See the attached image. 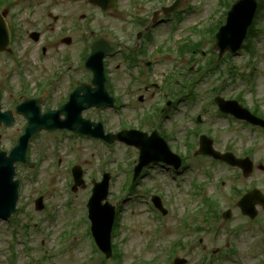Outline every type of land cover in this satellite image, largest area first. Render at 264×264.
<instances>
[{
	"label": "rangeland",
	"instance_id": "obj_1",
	"mask_svg": "<svg viewBox=\"0 0 264 264\" xmlns=\"http://www.w3.org/2000/svg\"><path fill=\"white\" fill-rule=\"evenodd\" d=\"M167 1V0H165ZM205 3V10L213 11L215 8L219 11L217 15L222 12V7L218 4L219 0H199ZM155 0H152L153 4ZM148 5V4H146ZM198 19V13L189 17V21ZM194 20V21H195ZM261 25L264 27V13L260 19ZM189 24V23H188ZM163 39L168 35V28H163ZM254 47L257 55H255V68L248 69L246 60L248 59V51H243L237 56H234L230 62L235 65H239L238 69L244 72L246 75L253 71L255 74L254 83L251 85L247 83L248 80H244L240 75L235 76V80L230 78L221 83L224 85L223 93L226 95H238L237 93H243V97L247 100L250 107H255V102L260 104V101L256 99H263L262 105H264V34L255 39ZM27 52L26 47L19 48L18 53ZM62 49L58 48L55 56L61 57ZM260 55L262 57H260ZM168 61L163 60V65L157 63L153 71L154 78L164 77V72H168L171 69L172 54ZM8 56L0 54V70H4V64L8 62ZM36 61H38L36 59ZM188 67L190 66L187 65ZM191 70L196 69V62L190 67ZM230 82V83H229ZM214 83V84H213ZM209 84L216 85L215 81H206L199 84L200 89H204ZM252 86V90L250 89ZM208 96V95H207ZM127 97H129L127 95ZM138 108V109H137ZM145 104H139L133 109V111H126L123 114V108L113 114L111 111L98 112L90 111L88 115L98 118H107L108 128L111 130H117L121 124L122 119L128 118L131 115L130 122H134V115L141 116L144 110ZM198 105H195L193 112L198 110ZM128 110H130L128 108ZM113 119H110V117ZM170 123L167 120V124ZM193 125L195 123H192ZM22 125V120L18 121V126ZM228 119L226 117L208 118V122L204 125L205 129H213V135L216 140L217 149L223 151L228 146H232V151L237 155L245 153L249 146H255V153L258 161H262L264 164V132L250 131L247 127L241 129L237 126L235 129L228 131L229 126ZM240 130V131H239ZM244 134V136L241 135ZM181 134V133H180ZM184 134H181L180 139L175 140V145L180 147L184 140ZM43 136L40 140L33 142L31 145L30 153L31 158L37 153H40L41 161L37 167L33 169L32 166H21L19 168L20 176L22 177V189H21V201L26 200V195L29 192L36 196L43 193L46 204L49 206L50 211L42 213L35 211L33 205L28 206L27 211H32L31 218H28V214L20 213L15 220L10 222L0 221V264H100V254H95L94 241L90 237L88 215L86 213L87 206L84 210L85 201L89 197L92 184L90 175L95 172L98 174L97 179H101L102 167L104 162H107V169L114 176V181L111 185L109 201L114 205H120V228L114 242L118 243L121 250V261L106 260L105 264H148L154 261L155 264H162L166 258L171 255L169 249L172 243L177 240L189 246L190 243H194L189 246L188 252H182L180 255L189 259V264H209L208 259L203 260V256L211 251L226 252L228 246L233 244L237 251H240L241 258L239 259L237 254L229 257H225L220 254L216 256L214 264H264V209H260V218L253 224L249 222L250 219L244 216L240 209L237 207V196L232 194V188L234 184V177L237 173L236 169H232L226 165H220L217 167V174L214 175V181L219 178H225L222 187H218L220 192L212 182L208 187L204 189V194L210 193V197H218L220 203V220L215 222V226L212 224H205L203 216L198 213L197 201L191 199L188 195L190 191V183L194 178V168L190 164L188 168L189 175L182 183L169 176L168 168L161 165H154L149 167L148 172L143 176V183L139 186V192L145 187L150 188L152 185L157 187V191L170 194L177 198L178 202L166 199L169 204V215H167V221L169 222L167 227L169 231L162 229L157 230V221L161 226L166 222L160 219V215L155 211H149V205H151V194H146L147 197L136 196L135 194H129L124 197L121 190V184L124 180V173L122 168L126 169L129 166L124 162L125 153H131L134 156H138L137 152L132 149H126L123 145H109L106 146L100 140L85 139L87 142L77 141H65L66 138L62 135L61 131L51 133H42ZM53 138V140L49 137ZM241 137H244L242 140ZM62 141H65L62 142ZM182 141V142H181ZM60 142V143H56ZM90 142V143H88ZM184 143V142H183ZM103 144V145H102ZM105 144V145H104ZM9 144L5 143L4 148ZM111 146V147H110ZM182 146V145H181ZM182 148H184L182 146ZM187 149L184 148L183 152ZM133 158V157H132ZM195 166L199 167L202 164L208 162L203 157H193ZM210 162V161H209ZM212 163V162H211ZM74 164L81 165L85 172V178L87 180V186L80 188L78 193H74L70 189V182L73 177L69 171V166ZM120 168L122 171L115 173L114 170ZM72 170V168H71ZM35 173V174H34ZM35 176V179L33 177ZM95 179V175L92 176ZM125 182V181H124ZM129 186L132 183H128ZM246 188L250 185H257L264 193V172L257 170L250 178L244 179V183H240ZM72 186V184H71ZM242 189V186L240 187ZM147 190H145L146 192ZM72 192V193H71ZM28 195V196H29ZM32 195V197H33ZM75 195V196H74ZM88 195V196H87ZM162 196V194H161ZM87 197V198H86ZM72 199V202H71ZM200 200V198H199ZM31 203V199L29 200ZM67 202L70 204L67 206ZM231 208L232 217L229 220L222 218V213L226 209ZM191 209L195 210L194 214H197L196 220H193L192 216L186 218L184 211ZM151 212V213H150ZM47 219L44 220V216ZM156 219L154 220L152 216ZM78 218V220H77ZM263 218V220H262ZM39 219L41 226L38 228L34 226V221ZM43 220V223L41 220ZM77 220V221H76ZM187 220L189 225L195 223L199 224L203 230L195 232L185 227L183 221ZM76 221L74 224L73 222ZM214 222L211 220V223ZM30 223L31 228L25 229L22 225ZM73 225V227H72ZM171 226V227H170ZM86 231L84 232V228ZM75 228V230L73 229ZM263 228V229H262ZM74 231H79L80 236H75ZM71 235L67 239H62V235ZM28 235V237H27ZM203 237L204 241L200 244L199 241L195 243V239ZM88 238V239H87ZM89 240V244H88ZM28 244L30 250H26L25 244ZM11 248H13V255L11 256ZM229 253L232 252V248L229 249ZM50 255V256H49ZM52 257V258H51ZM15 260V261H14Z\"/></svg>",
	"mask_w": 264,
	"mask_h": 264
},
{
	"label": "flooded vegetation",
	"instance_id": "obj_2",
	"mask_svg": "<svg viewBox=\"0 0 264 264\" xmlns=\"http://www.w3.org/2000/svg\"><path fill=\"white\" fill-rule=\"evenodd\" d=\"M122 0H118L117 7L115 11L105 13L101 8L92 6L87 0L85 4H82L80 8V19L76 22V26L66 30L67 34H62L64 31L62 28L60 29V34L50 36L46 38V33H41L40 39L37 41H31L32 43L38 45L41 48H48L46 53L50 49V47H55L58 43H68L65 38L66 35H71L72 40H70V49L66 51L67 55V66L62 71V75H60L57 94L54 98L55 102H59V106L65 103L71 93L76 89V87L82 85L83 82L91 83L92 74L88 76L86 72H83L81 63L83 61V48H86L90 45L91 41L96 40L102 36H105L110 39V36L113 38L123 37L124 48L131 51V46L128 44L130 42V25H124V22L120 21V17L116 14L118 9H121L120 3ZM80 5V0H13L11 15L8 18V22L10 25H15L18 20H23V23H30V15H36L38 13L39 16L42 17L43 20L47 23H51L50 17L52 16V12H60L64 10L61 20L66 23L67 21L70 23L74 22V17H76V10ZM82 9H86L87 12L81 11ZM59 15H54L53 20L54 24L58 21ZM41 25L44 23L41 20ZM83 23V24H82ZM54 24L52 26V30L54 29ZM43 28L39 29L41 32ZM44 31H47L45 29ZM71 33V34H70ZM20 40H16V35L14 36L12 45H15ZM127 63H125L124 67H126ZM126 71H114L110 72V92L112 95L116 97V100L119 104H117L114 108L120 107L122 100L119 94L126 90V88L121 87V84L124 85L126 83ZM57 77V74H54ZM58 79L55 78V80ZM108 81V85H109ZM56 83V82H55ZM54 84V83H53ZM88 111V110H87ZM86 112V111H85ZM87 117V116H85Z\"/></svg>",
	"mask_w": 264,
	"mask_h": 264
},
{
	"label": "water",
	"instance_id": "obj_3",
	"mask_svg": "<svg viewBox=\"0 0 264 264\" xmlns=\"http://www.w3.org/2000/svg\"><path fill=\"white\" fill-rule=\"evenodd\" d=\"M250 2V0H240V2H239V4L237 5V8L239 9V8H242L246 3H249ZM256 1V0H255ZM231 27L232 26H228V27H225L224 28V30H223V33H222V35H224V34H229L230 32H231ZM1 39V38H0ZM92 59H94V57L92 56ZM89 62V61H88ZM102 63H103V61L101 60V57H100V63H98V71L100 70V68L102 67ZM94 65H95V61H94ZM93 68V67H92ZM100 99V95H98V94H93V95H91L90 94V97H88V104L86 105V108L87 107H90V106H92V105H94V104H99V103H95V102H97L98 100ZM85 106H82V108H84ZM65 113L67 114V117H69V119L72 121V119H74V123H72V128H74V130L76 129V130H79V131H83V130H87L88 131V129H89V122H86V121H84V120H81L80 119V113H81V108H80V111H76V109L75 108H68V110H67V108L65 109ZM66 117V118H67ZM70 121V122H71ZM64 125V123L62 124L61 122H60V126H63ZM76 125V126H75ZM77 126H79L80 127V129L79 128H77ZM83 129V130H82ZM96 130L97 129H94V134H95V132H96ZM23 156V153L20 151V149L18 148L17 150H15V156L13 157V159L12 160H14V159H16L17 157L18 158H20V157H22ZM151 159H150V157L148 158V161H150ZM11 166V165H10ZM77 170V169H76ZM75 175H76V173H75ZM108 179V176L106 177V180ZM97 186H98V184H97ZM106 196H107V187L104 185V183H103V186L101 187V186H99L98 188H95V190H94V197L93 198H95L96 199V203H98L99 202V200H102V199H104V198H106ZM100 204V203H99Z\"/></svg>",
	"mask_w": 264,
	"mask_h": 264
}]
</instances>
